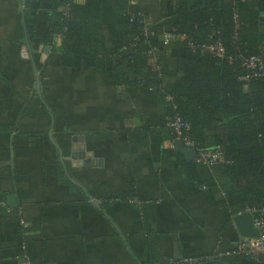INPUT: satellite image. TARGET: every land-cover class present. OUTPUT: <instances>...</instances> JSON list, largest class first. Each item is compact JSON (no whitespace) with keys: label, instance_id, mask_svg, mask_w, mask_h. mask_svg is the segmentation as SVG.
<instances>
[{"label":"crops","instance_id":"0c3cea01","mask_svg":"<svg viewBox=\"0 0 264 264\" xmlns=\"http://www.w3.org/2000/svg\"><path fill=\"white\" fill-rule=\"evenodd\" d=\"M206 1L132 0L165 27L158 47L145 51L174 69L186 44L167 36L173 10ZM33 2L38 23L25 13ZM50 17L47 0H0V264H214L229 256L264 264V254L236 252L242 236L214 191V170L176 149L169 95L67 66L61 36L47 38ZM44 45L51 49L42 61ZM75 135L93 160L69 158Z\"/></svg>","mask_w":264,"mask_h":264},{"label":"trees","instance_id":"16d2710c","mask_svg":"<svg viewBox=\"0 0 264 264\" xmlns=\"http://www.w3.org/2000/svg\"><path fill=\"white\" fill-rule=\"evenodd\" d=\"M47 1V38L61 36L67 66L92 67L125 85L141 82L165 91L172 97L168 119L181 115L200 150L222 152L224 161L211 168L218 181L214 191L224 205L232 214L264 205V75L246 65L252 57L264 61L262 9L256 0H207L173 10L178 19L169 33L185 37L186 44L174 69L145 51V45L158 47L165 27L151 24L132 0ZM217 42L225 48L223 57L203 48ZM173 77L168 91L166 81ZM235 258L214 264H236Z\"/></svg>","mask_w":264,"mask_h":264},{"label":"built area","instance_id":"2783aa9c","mask_svg":"<svg viewBox=\"0 0 264 264\" xmlns=\"http://www.w3.org/2000/svg\"><path fill=\"white\" fill-rule=\"evenodd\" d=\"M167 36L169 38L176 37L172 34ZM203 48L213 52L219 57L224 56L225 48L221 42L211 45H204ZM246 65L248 68L256 70L258 69L259 72H257L255 75H264L263 59L259 57H252L246 61ZM169 100L172 101L171 96H169ZM166 128L172 131V133L176 135L177 139H181L187 147L195 148L197 150L195 161H197L199 164L212 167L213 165L224 161L223 154L220 150H200L197 147L196 143L189 134L191 130L190 124L181 115H176L175 117L167 119ZM1 205L6 206L7 204L4 201H0V206ZM247 211H250L253 214L254 226L259 229L261 236L260 238L242 237L237 244L236 252L248 255L249 257H258L261 254H264V205L248 208ZM22 224L26 226L24 222H22ZM196 261V259H183L180 262H172L171 264H194Z\"/></svg>","mask_w":264,"mask_h":264},{"label":"water","instance_id":"95a60500","mask_svg":"<svg viewBox=\"0 0 264 264\" xmlns=\"http://www.w3.org/2000/svg\"><path fill=\"white\" fill-rule=\"evenodd\" d=\"M257 8H261V33L262 37L261 39L264 40V2L262 0H256ZM30 7L29 10H26L27 15H32V19L36 18V11L39 7V3H31V5H28ZM34 9V10H33ZM29 33L32 34L34 28L33 24L28 25ZM29 48L30 44L28 43V46H24L23 50L24 53H26V57L29 56ZM51 49V45H44L41 47V53H42V61L46 59L47 53ZM28 53V55H27ZM176 149L184 154L187 157L188 161H191L192 159H195L197 156V150L195 148H188L186 147L185 143L181 139H177L175 141ZM69 158L72 159L74 164L81 165L83 162H87L90 160H93L92 153H89L86 151V145L84 143V136L83 135H75L72 137V144H71V150ZM10 198H13V195L9 196ZM233 221L235 225L237 226L239 233L242 237H249V238H260L261 232L258 228L254 226V217L253 214L250 211H242V213H238L234 215Z\"/></svg>","mask_w":264,"mask_h":264}]
</instances>
